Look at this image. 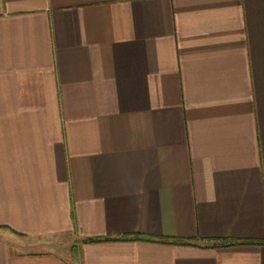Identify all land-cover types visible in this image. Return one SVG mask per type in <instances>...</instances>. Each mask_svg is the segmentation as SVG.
I'll list each match as a JSON object with an SVG mask.
<instances>
[{
    "label": "crops",
    "instance_id": "0c3cea01",
    "mask_svg": "<svg viewBox=\"0 0 264 264\" xmlns=\"http://www.w3.org/2000/svg\"><path fill=\"white\" fill-rule=\"evenodd\" d=\"M0 264H264V0H0Z\"/></svg>",
    "mask_w": 264,
    "mask_h": 264
},
{
    "label": "rangeland",
    "instance_id": "374dc122",
    "mask_svg": "<svg viewBox=\"0 0 264 264\" xmlns=\"http://www.w3.org/2000/svg\"><path fill=\"white\" fill-rule=\"evenodd\" d=\"M76 243H78V242L77 241L75 242L74 240H71V241H63V242L61 241L59 244L57 243L55 247H58L59 250H61L65 254L68 253V255L73 256L74 255V252H75V249H76V246H77ZM32 249H36V246L35 247H32Z\"/></svg>",
    "mask_w": 264,
    "mask_h": 264
},
{
    "label": "trees",
    "instance_id": "16d2710c",
    "mask_svg": "<svg viewBox=\"0 0 264 264\" xmlns=\"http://www.w3.org/2000/svg\"><path fill=\"white\" fill-rule=\"evenodd\" d=\"M93 239H88V240H86V241H92Z\"/></svg>",
    "mask_w": 264,
    "mask_h": 264
}]
</instances>
